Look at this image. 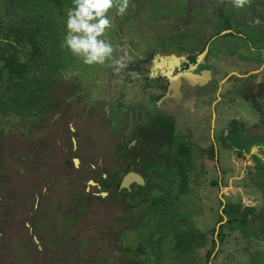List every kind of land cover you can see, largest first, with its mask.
<instances>
[{
	"label": "rangeland",
	"instance_id": "374dc122",
	"mask_svg": "<svg viewBox=\"0 0 264 264\" xmlns=\"http://www.w3.org/2000/svg\"><path fill=\"white\" fill-rule=\"evenodd\" d=\"M5 1L0 0V13L8 10L19 16L43 18V27L49 34L45 54L48 59L50 55V59L48 67L47 61L46 64L37 63V67L34 64L33 72L46 81V88L41 92H52L56 103L49 109L39 110L40 119L34 125L30 121L31 112L18 108V103L11 105L9 114H0V264H209L210 261L212 264H250L256 246L245 237V228H239L238 223L225 229L228 235L216 252L219 254L212 259L207 257L212 240L217 237L214 230L220 228L222 201L256 206L257 211L264 206L263 195L257 187L262 172L255 168L250 156H233L222 161L226 173L221 187L212 184L218 176L215 163L209 160L202 163L195 152L194 179L186 182V185L189 181L192 183L188 193L179 188L173 193L168 189L147 193L134 199V202H140L144 196L140 205L134 207L118 201L115 195L103 199L87 198L88 207L81 215L70 202L75 190L82 197L86 196L88 188L99 191L97 185L91 186L88 181L106 172L110 161L122 169L123 163L111 155L116 154L118 148L115 146L123 138L125 128L111 133L110 126L102 124L103 113L98 115L97 124L91 131L85 130L83 123L78 121L80 142L75 155L87 166L83 170L86 176L82 185L75 187L69 175L71 170L64 161L65 157L71 156L72 147L66 143L74 134L67 127L62 131V124L53 120L64 110V97L83 87L101 90L99 82L94 85L87 83L88 78L80 77L124 73L121 64L137 59L142 53L133 46V50L127 48L137 20L152 21L155 29L164 26L167 30L162 29L157 38L166 36L172 44L169 46L198 47L201 40L195 31L186 30L185 34H174V37L169 35L173 33L171 26L177 12L182 11L186 0H129L123 16L117 15L114 3L106 13L112 26L99 37L114 46L112 57L103 64L91 65L85 64L83 58L74 55L65 44L68 12L75 8L74 0H27L28 7L22 6L24 0H19L18 8L5 6L8 0ZM145 31L152 29L148 27ZM2 51L0 47V53ZM11 51L27 61L31 47L18 44ZM117 59L120 63H116ZM112 89L115 91L119 87L115 83ZM126 90L132 95L136 89ZM70 108L65 117L74 115L73 105ZM210 108L202 118L206 134L209 133L211 112L214 116V108ZM225 110L230 115L242 114L231 108ZM216 112L219 117L223 115L224 104L217 105ZM135 114V111L130 112V117ZM126 116L129 118V114ZM115 123L120 125L119 118ZM60 141L66 144L64 148ZM205 142L208 143L207 138L203 141L204 146ZM199 149L202 152L203 149ZM194 151L197 150L194 148ZM187 223L205 232L208 238L206 245L197 249L192 261L190 254L175 250L177 233L187 232ZM251 223H258L252 215Z\"/></svg>",
	"mask_w": 264,
	"mask_h": 264
},
{
	"label": "flooded vegetation",
	"instance_id": "af4514ba",
	"mask_svg": "<svg viewBox=\"0 0 264 264\" xmlns=\"http://www.w3.org/2000/svg\"><path fill=\"white\" fill-rule=\"evenodd\" d=\"M148 27L152 31H145ZM171 28V37L183 35L186 30L195 31L201 44L192 49L169 46L172 44L166 36L157 38L161 30L166 29L164 26L155 29L152 21L137 20L130 33L131 44L127 45L130 50L133 46L142 52L137 59L121 64L123 74L80 77L88 78L87 83L99 82L101 90L83 87L72 91L63 99L64 110L53 117L62 124V131L67 127L74 134L66 143L72 147L71 156L64 161L71 170L69 175L75 187L82 185L86 176L83 170L87 166L75 155L80 142L78 121L85 130L91 131L98 115L103 113L102 124L110 126L111 133L125 128L123 138L115 146L116 154L111 155L123 163L122 169L110 161L106 172L88 181L91 186L97 185L98 192L88 188L86 198L78 190L71 194V206L79 215L88 207L87 198L115 195L118 201L134 207L140 205L147 193L163 189L173 193L177 188L188 193L192 190L197 157L202 163L205 160L215 163L218 184L213 185L221 187L226 173L222 161L233 156H250L256 165V156H264V0H247L240 8L235 6L234 0H186ZM169 71L173 73L168 75ZM183 71L192 75L204 72L206 81L188 80L179 75ZM115 83L119 89L113 91ZM105 87L110 90H104ZM131 87L136 89L132 95L126 90ZM51 94L40 92L33 97L29 109L32 125L39 122V110L49 109L56 103ZM220 104H224V113L219 117L216 108ZM72 105L74 115L65 117ZM211 106L214 116L211 112L206 134L202 118ZM225 108L242 114H227ZM134 111L135 116L130 117V112ZM117 118L119 126L115 123ZM206 138L208 143L204 146ZM64 139L63 142L66 137ZM63 142L59 144L64 148ZM194 148L197 151L193 152ZM131 173L141 175L145 184H134L130 191L122 189L124 177ZM187 180L191 182L186 185ZM142 195L140 202H134ZM225 203L222 201V209ZM67 214L74 217L71 212ZM222 221L219 227L226 222ZM219 231L220 228L215 234ZM217 243L219 248V240ZM190 255L195 258L196 252Z\"/></svg>",
	"mask_w": 264,
	"mask_h": 264
},
{
	"label": "trees",
	"instance_id": "16d2710c",
	"mask_svg": "<svg viewBox=\"0 0 264 264\" xmlns=\"http://www.w3.org/2000/svg\"><path fill=\"white\" fill-rule=\"evenodd\" d=\"M24 1H22V6L28 7L27 0ZM18 2L19 0H8L5 6H16L18 8L20 7ZM43 26L44 20L39 16L33 18L19 16L17 13L8 10L5 13H0V34L2 35L0 47L3 50L0 53V62L2 63L0 66V114H9L13 108L11 105L14 103H18L20 105L18 108L22 107L26 110V113L29 112L33 97L35 98L37 96L36 93H40L46 88L45 79L33 72L34 64L36 67L39 63L46 64V61L47 67L49 64L50 55L48 59V55L45 54L49 34ZM18 44L30 45L31 53L28 55L27 61L22 60L16 52L11 51ZM47 71L49 72V70ZM39 98L42 99L43 96L40 95ZM18 111L22 113V111ZM210 152H213L212 148ZM1 163L0 159V168ZM255 168L262 172V176L257 179V187L264 198V156H256ZM212 184L217 185L218 180H213ZM155 203L157 204V200ZM250 215L254 216V219L257 220L258 223L256 225L253 223L249 224ZM225 216L227 217V221L221 225L216 239L212 240V247L208 250L207 257L211 258L215 252L218 240L221 245L225 242L228 235L225 229L234 223H238L239 228H245V237L251 239L256 246V250L251 253L250 264H264V206L260 211H257L256 206L226 202L222 213L219 214V220L222 221ZM187 227V232L179 231L177 233L178 244L175 250L181 254L195 253L197 249L202 248L208 241L205 232L191 225ZM218 254L219 252L216 253V256ZM190 260H194L192 255H190Z\"/></svg>",
	"mask_w": 264,
	"mask_h": 264
},
{
	"label": "clouds",
	"instance_id": "9594fccd",
	"mask_svg": "<svg viewBox=\"0 0 264 264\" xmlns=\"http://www.w3.org/2000/svg\"><path fill=\"white\" fill-rule=\"evenodd\" d=\"M114 3L117 15L123 16L129 7V0H74L75 8L68 12L65 44L74 55L82 57L85 64H103L112 57L114 46L107 39L99 37L112 26L106 13ZM245 3L247 0H234L237 8Z\"/></svg>",
	"mask_w": 264,
	"mask_h": 264
},
{
	"label": "water",
	"instance_id": "95a60500",
	"mask_svg": "<svg viewBox=\"0 0 264 264\" xmlns=\"http://www.w3.org/2000/svg\"><path fill=\"white\" fill-rule=\"evenodd\" d=\"M199 57L201 58V56H199ZM172 73H173L172 71H169L168 75H171ZM179 75H182L184 78H187L188 80H193V81H195L197 83H204L206 81L205 77H204V72L198 73L197 75H192L190 72L183 71L182 73H179ZM134 184L143 185V184H145V180H144V178L141 175H139L137 173H131L130 175H126L124 177V179H123V181L121 183V188L122 189L125 188V189L130 191V190L133 189ZM225 221H227V217L226 216L224 217V221H222V223L225 222ZM36 240H37V238H36ZM215 254H216V251L211 256V259L214 257ZM209 264H212V262L210 261Z\"/></svg>",
	"mask_w": 264,
	"mask_h": 264
}]
</instances>
